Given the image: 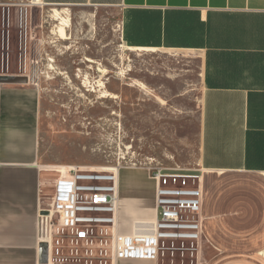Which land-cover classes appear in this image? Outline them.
I'll use <instances>...</instances> for the list:
<instances>
[{
    "label": "crops",
    "instance_id": "obj_1",
    "mask_svg": "<svg viewBox=\"0 0 264 264\" xmlns=\"http://www.w3.org/2000/svg\"><path fill=\"white\" fill-rule=\"evenodd\" d=\"M55 6L107 11L131 50L193 54L203 101L198 264H264V0H0V264L170 263H56L43 242L58 174L41 155L35 78L52 36L45 9ZM152 174V166L120 169V234L156 219Z\"/></svg>",
    "mask_w": 264,
    "mask_h": 264
},
{
    "label": "rangeland",
    "instance_id": "obj_2",
    "mask_svg": "<svg viewBox=\"0 0 264 264\" xmlns=\"http://www.w3.org/2000/svg\"><path fill=\"white\" fill-rule=\"evenodd\" d=\"M55 8L68 12V40L51 34ZM45 16V34L52 36L35 78L42 159L56 167L161 166L197 173L203 101L193 54L131 50L119 37L117 18L105 10L55 6ZM15 61L14 56L12 71ZM104 91L111 95L102 96ZM59 236L64 235L55 236L54 259L78 258L58 251Z\"/></svg>",
    "mask_w": 264,
    "mask_h": 264
},
{
    "label": "built area",
    "instance_id": "obj_3",
    "mask_svg": "<svg viewBox=\"0 0 264 264\" xmlns=\"http://www.w3.org/2000/svg\"><path fill=\"white\" fill-rule=\"evenodd\" d=\"M120 169L117 165L56 167L58 175L44 216L43 241L52 250L53 259L55 236L63 234L58 239L63 247L58 251L76 254L78 258L71 262L119 257L157 260L162 256L169 264H198L204 197L200 173L152 166L157 182V217L132 234L123 235L118 230Z\"/></svg>",
    "mask_w": 264,
    "mask_h": 264
},
{
    "label": "bare ground",
    "instance_id": "obj_4",
    "mask_svg": "<svg viewBox=\"0 0 264 264\" xmlns=\"http://www.w3.org/2000/svg\"><path fill=\"white\" fill-rule=\"evenodd\" d=\"M35 2L40 3L41 0H35ZM65 13H68L66 10L62 9H54L52 13V18L57 21L56 25L52 29V34H55L59 36L62 39H68L70 38V35L68 33V28L70 27V18L68 15H65ZM93 61V60H91ZM111 95L110 93L103 92L102 96ZM120 181V177H119Z\"/></svg>",
    "mask_w": 264,
    "mask_h": 264
}]
</instances>
